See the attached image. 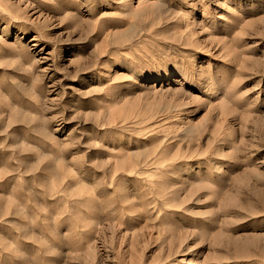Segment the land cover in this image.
<instances>
[{"label": "rangeland", "instance_id": "rangeland-1", "mask_svg": "<svg viewBox=\"0 0 264 264\" xmlns=\"http://www.w3.org/2000/svg\"><path fill=\"white\" fill-rule=\"evenodd\" d=\"M0 264H264V0H0Z\"/></svg>", "mask_w": 264, "mask_h": 264}]
</instances>
